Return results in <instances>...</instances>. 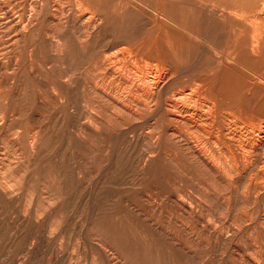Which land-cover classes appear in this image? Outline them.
Masks as SVG:
<instances>
[{
    "label": "rangeland",
    "instance_id": "obj_1",
    "mask_svg": "<svg viewBox=\"0 0 264 264\" xmlns=\"http://www.w3.org/2000/svg\"><path fill=\"white\" fill-rule=\"evenodd\" d=\"M263 39L264 0H0V264H264Z\"/></svg>",
    "mask_w": 264,
    "mask_h": 264
},
{
    "label": "bare ground",
    "instance_id": "obj_2",
    "mask_svg": "<svg viewBox=\"0 0 264 264\" xmlns=\"http://www.w3.org/2000/svg\"><path fill=\"white\" fill-rule=\"evenodd\" d=\"M81 14H82V13H81ZM255 32H256V31H255ZM256 33H257V32H256ZM262 37H263V36H262ZM261 39H262V38H261ZM263 40H264V39H263ZM262 42H263V41H262ZM252 44H253V43H252ZM259 44H260V43H259ZM253 45H254V44H253ZM249 47H250V46H249ZM252 48H253V46H252ZM257 50H258V49H257ZM262 55H263V54H262ZM258 57H259V56H258ZM261 57H263V56H261ZM261 57H260V58H261ZM235 58H236V57H235ZM237 58H238V57H237ZM263 58H264V57H263ZM233 59H234V58H233ZM261 59H262V58H261ZM235 60H236V59H235ZM227 61H228V60H227ZM240 61H241V60H240ZM238 62H239V61H238ZM262 62H263V60H262ZM262 64H264V63H262ZM262 64H261L260 66H262ZM227 65H228V64H227ZM234 65H235V64H234ZM240 65H241V64H240ZM161 66H162V65H161ZM219 66H221V64H220ZM241 66H243V65H241ZM225 67H226V65H225ZM263 67H264V66H263ZM221 68H222V67H221ZM219 69H220V68H219ZM223 69H224V66H223ZM225 69H227V68H225ZM230 69H231V68H230ZM233 69H234V68H233ZM220 71H221V69H220ZM220 71H219V72H220ZM262 71H263V70H262ZM223 72H224V71H223ZM255 73H256V72H255ZM255 73H254V74H255ZM218 74H219V73H218ZM222 74H223V73H222ZM222 74H221V75H222ZM159 75L161 76L160 73H159ZM255 75H257V74H255ZM263 75H264V74H263ZM158 77H159V76H157V80H158V79H161L160 77H159V78H158ZM161 77H162V76H161ZM166 77H167V76H166ZM147 78H148V77H147ZM141 79H142V78H141ZM143 79H144V78H143ZM151 79H152V78H151ZM138 80H139V79H138ZM141 81H142V80H141ZM143 81L145 82V80H143ZM148 81L150 82V80H148ZM153 81H155V80L153 79ZM153 81H152V82H153ZM163 81H164V80H163ZM163 81H162V82H163ZM202 81H203V80H202ZM155 82H156V81H155ZM158 82H159V81H158ZM207 82H208V81H207ZM146 83H147V82H146ZM150 83H151V82H150ZM159 83H160V82H159ZM159 83H158L157 85H159ZM199 83H200V82H199ZM138 84H139V82H138ZM148 84H149V83H147V85H148ZM151 84H153V83H151ZM151 84H149L148 86H150ZM155 84H156V83H155ZM252 84H253V82L250 83L249 85H252ZM256 84H257V83H256ZM256 84H255V85H256ZM259 84H260V83H259ZM144 85H146V84L143 83V86H144ZM195 85L197 86V84H195ZM195 85H194V87H195ZM200 85H201V84H200ZM202 85H203V84H202ZM260 85L262 86V84H260ZM140 86H142V85H140ZM154 86H155V85H154ZM164 86H165V85H164ZM150 87H153V86H150ZM155 87H156V86H155ZM155 87H153V88L155 89ZM194 87H193V89L196 88V87H195V88H194ZM198 87H199V86H198ZM203 87H204V86H203ZM210 87H211V86H210ZM253 87H256V86H253ZM257 87H258V86H257ZM263 87H264V85H263ZM263 87H262L261 90L264 89ZM143 88H144V87H143ZM156 88H158V87H156ZM189 88H190V87H189ZM189 88H188V89H189ZM260 88H261V87H260ZM146 89H147V87H146ZM188 89H186V90H188ZM196 89H197V88H196ZM196 89H195V90H196ZM199 89H201V88H199ZM210 89H211V88H210ZM254 89H255V88H254ZM147 90H148V89H147ZM152 90H153V89H152ZM152 90H151V91H152ZM156 90H157V89H156ZM181 90H182V89H181ZM183 90H185V89L183 88ZM202 90H203V89H201V91H202ZM204 90H205V93H206V90H207V89L205 88ZM142 91H143V90H142ZM157 91H158V90H157ZM189 91H190V90H189ZM199 91H200V90H199ZM201 91H200V92H201ZM249 91H250V90H249ZM257 91H258V90H257ZM257 91H256V92H257ZM149 92H150V89H149ZM152 92H153V91H152ZM152 92H151V93H152ZM180 92L183 93L182 91H179L178 93H180ZM184 92H186V91H184ZM200 92H199V93H200ZM210 92L213 93V91H210ZM244 92H245V91H244ZM252 92H253V91H252ZM252 92H251V93H252ZM181 93H180V94H181ZM261 93H262V92H261ZM194 94H195V93H194ZM202 94H203V93H202ZM252 94H253V93H252ZM252 94H251V95H252ZM149 95H150V93H149ZM195 95H196V94H195ZM200 95H201V93H200ZM212 95H214V94H212ZM261 95H262V94H261ZM261 95H258V97L261 96ZM263 95H264V94H263ZM263 95H262V96H263ZM188 96H189V95H188ZM201 96H202V95H201ZM201 96L199 97L200 99H201ZM208 96H209V91H208ZM215 96H216V95H215ZM179 97H180V96H179ZM185 97L187 98V96H185ZM189 97H190V96H189ZM203 97H204V96H202V100L204 101ZM209 97H210V99H211V96H209ZM252 97H253V95H252ZM258 97H257V98H258ZM174 98H175V97H174ZM183 98H184V97H183ZM183 98H182V100H183ZM186 98H184V99L187 100ZM193 98L195 99L194 96H193ZM215 98H216V97H215ZM215 98H214V100H215ZM255 98H256V97H255ZM151 99H152V98H151ZM189 99H191V98H189ZM218 99H219V98H218ZM221 99H222V98H221ZM178 100H180V99L178 98L177 101H178ZM191 100H192V99H191ZM205 100L210 102V100H207L206 98H205ZM214 100H213V101H214ZM248 100H249V99H248ZM254 100H255V99H254ZM258 100H259V99H258ZM260 100H261V97H260ZM174 101H176V100H174ZM192 101H195V100H192ZM206 101H204V102H206ZM213 101H211V104H212ZM217 101H218V100H217ZM249 101L251 102L252 100H249ZM179 102H181V101H179ZM189 102H190V101H189ZM220 102H221V101H220ZM246 102H247V99H246ZM250 102H249V103H250ZM182 103H185V101L182 102ZM182 103H181V104H182ZM186 103H187V102H186ZM190 103H191V102H190ZM202 103H203V102H202ZM207 103H208V102H207ZM263 103H264V102H263ZM177 104H178V103H177ZM177 104H176V105H177ZM187 104H189V103H187ZM191 104H192V103H191ZM193 104H194V103H193ZM203 104H204V103H203ZM209 104H210V103H209ZM184 105H185V104H184ZM194 105L196 106V104H194ZM206 105H207V104H206ZM213 105H215V103H214ZM220 105H221V104H220ZM171 106H172V105H171ZM209 106L211 107V105H209ZM240 106H241V105H240ZM262 106H263V105H262ZM179 107H180V105H179ZM182 107H184V106H182ZM189 107H191V108H188V106H187L188 109H193V108H192L193 106H189ZM210 107H209V108H210ZM235 107H236V106H235ZM238 107H239V106H238ZM243 107H244V106H243ZM185 108H186V106H185ZM195 108H196V107H194V109H195ZM176 109H177V108H176ZM180 109H181V107H180ZM188 109H187V110H188ZM194 109H193V110H194ZM200 109H201V107L198 109V111H199ZM212 109H213V108H212ZM234 109H235V108H234ZM237 109H238V108H237ZM237 109H236V110H237ZM239 109H240V110H239ZM239 109H238V110L241 111V108H239ZM246 109H247V108H246ZM246 109H245V110H246ZM173 110H174V109H173ZM193 110H192V111H193ZM195 110H197V109H195ZM201 110H202V109H201ZM219 110H221V109H219ZM219 110H216V111H219ZM238 110H237V111H238ZM177 111H178V110H177ZM184 111H185V110H184ZM184 111H183V112H184ZM205 111H207V110H205ZM234 111H235V110H233V112H234ZM237 111H236V112H237ZM246 111L248 112V110H246ZM246 111L243 110V112H246ZM187 112H188V111H187ZM189 112H190V111H189ZM200 112H201V111H200ZM221 112H222V111H221ZM236 112H235V113H236ZM243 112L241 111L240 113L243 114ZM250 112H252V111H250ZM176 113H178V112H176ZM201 113H202V112H201ZM215 113H216V112H215ZM235 113H234V114H235ZM240 113H237V114H240ZM252 113H253V112H252ZM179 114L181 115L182 113L180 112ZM184 114H185V113H184ZM190 114H191V113H190ZM193 114H194V113H193ZM204 114H205V113H204ZM208 114H209V112H208ZM216 114H217V113H216ZM216 114H215V116H216ZM218 114H219V113H218ZM253 114H254V113H253ZM194 115H195V114H194ZM186 116H187V115H186ZM192 116H193V115H192ZM196 116H197V115H196ZM205 116H207V113H206ZM211 116H212V115H211ZM217 116H218V115H217ZM220 116H221V115H220ZM256 116H257V115H256ZM256 116H255V117H256ZM177 117H178V115H177ZM181 117H183V116L181 115ZM190 117H191V116H190ZM193 117H195V116H193ZM199 117H200V116H199ZM237 117H238V119H239V116H237ZM237 117H236V119H237ZM240 117H241V116H240ZM245 117L247 118V116H245ZM253 117H254V116H253ZM255 117H254V118H255ZM258 117H259V116H258ZM179 118H180V117H179ZM184 118L186 119V117H184ZM191 118H192V117H191ZM201 118H202V117H201ZM203 118H204V117H203ZM220 118H223V117H220ZM232 118H233V117H232ZM246 118H245L244 121H247V120H248V118H247V120H246ZM250 118H251V115H250ZM260 118H261V117H260ZM192 119H193V118H192ZM192 119H191V120H192ZM194 119H195V118H194ZM194 119H193V121H194ZM204 119H205V118H204ZM208 119H209V118H208ZM234 119H235V118H234ZM240 119H241V118H240ZM240 119H239V121H240ZM242 119H244V117H243ZM242 119H241V121L243 122ZM187 120H188V119H187ZM191 120H189V121H191ZM202 120H203V119H202ZM214 120H215V118H214ZM249 120H250V119H249ZM249 120H248V121H249ZM252 120H253V119H252ZM255 120L258 121V120H260V119H259V118H257V119L255 118L254 121H255ZM261 120H263V119H261ZM199 121H200V120H199ZM199 121H198V122H199ZM207 121H208V120H207ZM210 121H211V120H210ZM215 121H216V120H215ZM234 121H235V120H234ZM241 121H240V122H241ZM254 121H252V123H255ZM198 122H197V123H198ZM205 122H206V121H205ZM217 122H218V121H217ZM229 122H230V121H229ZM229 122H228V124H229ZM261 122H262V121H261ZM181 123H182V121H181ZM194 123H195V121H194ZM197 123H196V124H197ZM235 123H236V122H235ZM246 123H248V122H246ZM252 123H251V124H252ZM199 124H201V123H199ZM203 124H204V123H203ZM203 124H202V125H203ZM212 124H213V123H212ZM231 124H232V122H231ZM236 124H237V123H236ZM236 124H235V126H236ZM260 124H261V125H259V126H261V127H259V128H257V129H254V130H253V131H255V130H257V131H255L254 134H256V135L252 138V140L249 141V142H248V140H247L248 143H246V144H242V143H241V144H242V146L240 147L241 149H237V150H240V154L238 153V154H239V157H240L239 159L243 160V162L246 160L247 157H249L250 155L252 156V154L257 150V148H258L260 145H263V144H264V126H262V123H260ZM189 125H190V124H189ZM205 125H206V124H205ZM219 125H220V123H219ZM226 125H227V124H226ZM229 125H230V124H229ZM248 125H249V124H248ZM248 125H247V126H248ZM191 126H193V125H191ZM194 126H195V125H194ZM197 126H198V125H197ZM221 126H222V125H221ZM227 126H228V125H227ZM239 126H241V124H240ZM244 126H245V124H244ZM244 126H243V127H244ZM253 126H255V125L253 124ZM186 127H188V126H186ZM201 127H202V126H201ZM207 127H209V126H207ZM207 127L204 128V129H205V130H204L205 132H203V133H206V132H207V131H206ZM233 127H234V126H233ZM241 127H242V126H241ZM257 127H258V126H257ZM183 128H185V127H183ZM229 128H230V127H229ZM231 128H232V127H231ZM238 128H239V127H238ZM250 128H251V127H250ZM255 128H256V126H255ZM198 129H199V128H198ZM208 129H209V128H208ZM217 129H218V128H217ZM233 129H234V128H233ZM242 129H243V128H242ZM242 129H241V130H242ZM247 129H248V127H247ZM195 130H196V127H195ZM230 130H231V129H230ZM188 131H189V130H188ZM191 131H192V130H191ZM196 131H198V130H196ZM208 131H209V130H208ZM213 131H215V130H213ZM225 131H227V130L225 129ZM234 131H235V130H234ZM238 131H239V130H238ZM243 131H244V130H243ZM227 132H228V131H227ZM248 132H249V131H248ZM184 133H185V132H184ZM195 133H196V132H195ZM208 133H209V132H208ZM211 133H212V132H211ZM234 133H235V132H234ZM242 133H243V132H242ZM187 134H188V133H187ZM218 134H219V133H218ZM227 134L230 135V133H227ZM232 134H233V133H232ZM236 134H237V133H236ZM201 135H203V134H201ZM242 135H243V134H242ZM249 135H250V134H249ZM194 136H195V135H194ZM224 136H225V135H224ZM231 136H232V135H231ZM236 136H237V135H236ZM244 136H245V135H244ZM252 136H253V135H252ZM190 137H191V136H190ZM192 137H193V136H192ZM197 137H199V136H196V138H197ZM202 137H203V136H202ZM204 137H205V136H204ZM228 137H229V136H228ZM245 137H246V136H245ZM245 137H244V138H245ZM179 138H180V137H179ZM217 138H218V135H217ZM219 138H220V136H219ZM223 138H224V137H223ZM229 138H230V137H229ZM235 138H236V137H235ZM237 138H239V137H237ZM246 138H247V137H246ZM183 139H184V138H183ZM194 139H195V138H194ZM200 139H201V138H200ZM206 139H207V138H206ZM209 139H211V138H209ZM225 139H226V138H225ZM232 139H233V138H232ZM248 139H249V138H248ZM189 140H190V139H189ZM198 140H199V139H198ZM203 140H204V139H202V141H203ZM207 140H208V139H207ZM211 140H212V139H211ZM216 140H218V139H216ZM226 140H227V139H226ZM192 141H193V140H192ZM194 141H195V140H194ZM197 142H198V141H197ZM200 142H201V141H200ZM203 142H204V141H203ZM207 142H208V141H207ZM242 142H243V141H242ZM194 143H195V142H194ZM194 143H193V144H194ZM201 143H202V142H201ZM205 143H206V142H205ZM215 143H216V142H214V145H215ZM218 143H219V142H218ZM228 143H229V142H228ZM233 143H234V142H233ZM237 143H238V142H237ZM237 143H236V144H237ZM188 146H189V145H188ZM199 146H200V145H199ZM202 146H203V145H202ZM217 146H218V145H217ZM231 146H232V145H231ZM236 146H237V145H236ZM196 147H197V146H196ZM203 147H204V146H203ZM205 147H206V144H205ZM215 147H216V146H215ZM215 147H214V148H215ZM199 148H200V147H199ZM208 148H209V147H208ZM212 148H213V147H212ZM212 148H211V149H212ZM214 148H213V149H214ZM224 148H225V147H224ZM232 148H233V147H232ZM234 148H235V147H234ZM262 148H263V146H262ZM204 149H205V148H204ZM215 149H216V148H215ZM225 149H226V148H225ZM225 149H224V150H225ZM200 150H201V149H200ZM209 150H210V149H208V151H209ZM220 150H221V149H220ZM220 150H219V151H220ZM229 150H230V149H229ZM229 150H228V151H229ZM198 151H199V150H198ZM203 151H204V150H203ZM206 151H207V150H206ZM215 151H216V150H215ZM257 151H258V150H257ZM262 151H263V149H262ZM201 152H202V151H201ZM231 152H233V151H231ZM259 152H260V151H259ZM193 153H194V152H193ZM204 153H205V152H204ZM213 153H214V152H213ZM213 153H211V154L214 155L215 153H214V154H213ZM226 153H227V152H226ZM261 153H262V152H261ZM194 154H195V153H194ZM211 154H210V155H211ZM216 154H218V153H216ZM229 154H230V152H229ZM232 154L235 155V153H232ZM238 154H237V155H238ZM259 154H260V153H259ZM222 155L224 156V154H222ZM227 155H228V154H227ZM257 156H259V155H257ZM205 157H206V156H205ZM233 157H234V156H233ZM233 157H230V158H232L233 162L237 163V162H236L237 160H235ZM207 158H208V156H207ZM217 158H220V157H217ZM221 158H222V156H221ZM230 158H229V159H230ZM252 158H253V157H252ZM209 159H210V158H209ZM211 159H212V158H211ZM213 159L216 160V158H213ZM258 159H259V158H258ZM215 160H214V161H215ZM221 160H222V159H221ZM224 160H225V158H224ZM226 160H227V159H226ZM253 160H255V159H253ZM260 160H261V158H260ZM260 160H259V161H260ZM208 161H209V160H208ZM214 161H212V162H214ZM249 161H250V160H249ZM249 161H248V162H249ZM255 161H256V160H255ZM210 162H211V161H210ZM221 162H222V161H221ZM227 162H228V161H227ZM240 162H241V161H240ZM252 162H253V161H252ZM216 163H217V162H216ZM219 163H220V162H219ZM230 163H231V162H230ZM235 163H234V165H236ZM238 163H239V162H238ZM244 163H246V162H244ZM214 164H215V162H214ZM223 164H224V163H223ZM223 164H222V165H223ZM251 164H252V163H251ZM212 165H213V164H212ZM217 165H218V164H217ZM227 165H228V164H227ZM229 165H231V164H229ZM214 166H216V164H215ZM218 166H219V165H218ZM239 166H240V165H239ZM242 166H244V165H242ZM210 167H211V166H210ZM258 167H259V166H258ZM221 168H222V167H221ZM224 168H225V167H224ZM227 168H228V169H224V170H226V171H225L226 173H227L228 171H229V172L231 171V166H230V167H227ZM235 168H236V167H235ZM235 168H234V169H235ZM238 168H239V167H238ZM248 168H249V167H248ZM218 169H219V168H218ZM241 169H242V168H241ZM250 169H251V168H250ZM260 169H261V168H260ZM260 169H258V170H260ZM222 170H223V169H222ZM227 170H228V171H227ZM242 170H243V169H242ZM245 171H247V170H245ZM252 171H253V170H252ZM252 171H251V172H252ZM229 172H228V174H229ZM235 172H236V171H235ZM248 172H249V171H248ZM251 172H249V173H251ZM259 172H260V171H259ZM262 172H263V171H262ZM226 173H225V175H226ZM232 173H234V172H232ZM232 173H230V174H232ZM236 173H238V172H236ZM240 173H241V172H240ZM255 173H258V172L256 171ZM260 173H261V172H260ZM221 174H222V173H221ZM243 174H244V173H243ZM237 175H238V174H237ZM254 175H255V174H253V176H254ZM226 176H227V175H226ZM228 176H229V175H228ZM228 176H227V177H228ZM224 177H225V176H224ZM240 177H241V176H240ZM231 178H232V176H231ZM255 178H256V177H255ZM263 178H264V176H263ZM227 179H228V178H227ZM235 179H236V178H235ZM247 179H248V178H247ZM249 179H250V178H249ZM251 179H252V178H251ZM257 179H258V177H257ZM257 179H255V180H257ZM236 180H237V179H236ZM259 180H260V179H259ZM259 180H258V181H259ZM228 181H229V179H228ZM228 181H227V182H228ZM248 181H249V180H248ZM253 181H254V179H253ZM230 182H231V181H230ZM259 182H260V181H259ZM261 182H262V181H261ZM245 184H246V183H245ZM249 184H250V183H249ZM257 184H258V183H257ZM253 185H254V184H253ZM262 185H263V184H262ZM259 186H261V184H260ZM263 186H264V185H263ZM245 187H246V186H245ZM255 187H256V186H255ZM239 188H241V187H239ZM256 188H257V187H256ZM257 189H258V188H257ZM229 190H230V189H229ZM243 190H244V189H243ZM252 191H253V190H252ZM254 191H255V190H254ZM262 191H263V190H262ZM262 191H261V193H262ZM263 192H264V191H263ZM246 193H248V192H246ZM262 194H263V193H262ZM258 195H259V194H258ZM254 196H255V195H254ZM247 198H248V197H247ZM258 200H259V199H258ZM259 203H260V202H259ZM261 206H262V205H261ZM263 209H264V207H263ZM261 212H262V210H261ZM258 261H259V260H258Z\"/></svg>",
    "mask_w": 264,
    "mask_h": 264
}]
</instances>
